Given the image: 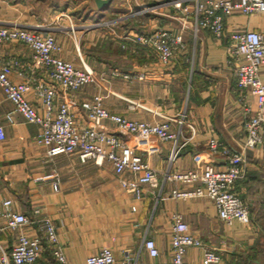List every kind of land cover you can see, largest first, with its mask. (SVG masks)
Masks as SVG:
<instances>
[{"label":"crops","instance_id":"crops-1","mask_svg":"<svg viewBox=\"0 0 264 264\" xmlns=\"http://www.w3.org/2000/svg\"><path fill=\"white\" fill-rule=\"evenodd\" d=\"M103 1L0 0V26L15 22L32 31H49L59 46L58 56L89 68L95 80L73 91L78 102L102 94L107 110L137 120L159 121L185 114V124L171 122L173 131L181 129L176 140L121 133L109 120L101 125L135 145V152L160 173L225 165L226 156L209 148V138L239 150L246 134L244 92L236 86L234 67L227 61L229 31L249 28L264 34V12L235 11L224 20V35L216 38L206 28H195L191 14L166 6L165 0ZM157 25L183 37L184 46L169 66L160 64L150 47L128 38ZM0 61L14 62L10 74L14 82L46 79L43 68L31 65V50L22 41L0 42ZM259 74L264 82V65ZM56 88L54 113L63 95ZM25 97L42 111L34 89ZM243 98L254 101L248 93ZM74 110L84 124L85 110L79 103ZM0 126V201L10 199L12 211L32 219L50 217L70 264L83 263L103 247L110 248L117 264H173L169 245L175 213L187 222L192 234L220 254V261L211 264H264V213L259 208L264 197V142L244 149L242 176L232 186L249 201L250 219L226 224L209 198L175 196L174 183L160 175L157 186L143 184L142 195L136 198L120 182L132 174L116 173L109 160L99 164L92 158L83 161L76 153L49 155L47 147L36 140L39 124L16 111L1 86ZM175 144L179 150L170 162ZM199 185V180L178 183L184 190ZM34 208L39 209L37 214ZM4 223L1 212L0 226ZM20 232L41 235L43 231L39 221L22 229L4 228L0 253L10 252ZM146 238L155 241L156 256L149 255ZM202 256L199 247L186 251V258L194 264H202ZM36 264H57L45 240Z\"/></svg>","mask_w":264,"mask_h":264},{"label":"built area","instance_id":"built-area-1","mask_svg":"<svg viewBox=\"0 0 264 264\" xmlns=\"http://www.w3.org/2000/svg\"><path fill=\"white\" fill-rule=\"evenodd\" d=\"M162 3L184 14H191L195 28H206L216 38L224 35L226 32L224 20L235 11L243 14L264 12V0H165ZM228 36L227 61L234 67L236 86L244 92L241 99L246 134L239 150L229 148L217 138H209V148L212 151H219L227 158L226 164L220 168L205 164L200 170L172 172L165 170L160 173L135 152V145L102 128L103 121L109 120L121 133H133L142 137L156 135L161 140H176L181 134V129L173 131L171 122L175 120L179 125H183L186 117L182 114L178 118L167 116L159 121L130 119L107 110L103 106L102 94H95L91 99L78 102L73 91L93 82L95 80L93 72L84 64L83 67H78L58 56L56 51L59 46L53 33L49 31H32L15 22L0 26V42L19 40L26 43L31 50V65L43 68L46 77L45 80L24 79L14 82L10 78L14 62L0 61V86L5 96L13 102L16 111L22 113L26 120L39 124L40 130L36 140L47 147L49 155L76 153L83 161L92 158L99 164L109 160L116 173L129 171L132 174L131 178H121L120 182L136 198L141 197L143 184L157 186L160 175L163 180L174 183L173 195L206 196L214 203L218 216L224 223L230 224L234 219L246 223L250 219L249 203L234 191L232 186L242 176L244 149L253 148L264 142V82L259 74L260 68L264 65V34L255 29L243 28L230 30ZM128 38L150 47L163 66H169L177 51L184 46L180 33L161 25L147 31L136 32ZM56 87L63 90V95L54 113L58 96ZM30 89H34L41 100L43 105L41 112L25 97V93ZM247 93L252 95L253 102L243 98ZM77 103L85 110L84 124L77 120L74 110ZM188 126L192 130V135L193 126L191 124ZM0 138H3L1 126ZM178 150L179 147L175 144L169 155L170 162L176 159ZM198 180L201 185L190 190L178 187L180 182L194 183ZM10 205V199L0 201V213L5 216V223L0 226V231L4 228L22 229L31 222L39 221L43 232L41 235L20 232L10 252L0 253V264H36L43 249V240L53 250L57 264H70L59 244L56 227L50 217L32 219L22 212L12 211ZM261 211L264 213V198L261 201ZM38 212L39 209L34 208V213ZM144 245L150 256L159 253L152 238H146ZM169 246L173 264H194L186 258L189 247L203 249L202 264L217 263L221 259L216 250L207 247L199 236L190 232L187 222L178 213L172 216ZM80 264L117 263L110 248L103 247L99 252L89 254Z\"/></svg>","mask_w":264,"mask_h":264},{"label":"trees","instance_id":"trees-1","mask_svg":"<svg viewBox=\"0 0 264 264\" xmlns=\"http://www.w3.org/2000/svg\"><path fill=\"white\" fill-rule=\"evenodd\" d=\"M264 198V197H263ZM262 198V199H263ZM262 199H261V201H262ZM246 201H248V200H246ZM261 201H260V204H259V208H260V210H261ZM248 203H249V201H248ZM249 207H251V205H250V203H249Z\"/></svg>","mask_w":264,"mask_h":264},{"label":"water","instance_id":"water-1","mask_svg":"<svg viewBox=\"0 0 264 264\" xmlns=\"http://www.w3.org/2000/svg\"><path fill=\"white\" fill-rule=\"evenodd\" d=\"M108 1H110V0H105V1H103V2H108Z\"/></svg>","mask_w":264,"mask_h":264}]
</instances>
